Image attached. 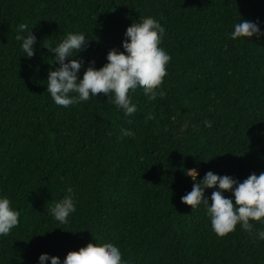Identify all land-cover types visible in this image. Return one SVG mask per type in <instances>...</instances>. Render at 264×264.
I'll list each match as a JSON object with an SVG mask.
<instances>
[{"label":"trees","instance_id":"trees-1","mask_svg":"<svg viewBox=\"0 0 264 264\" xmlns=\"http://www.w3.org/2000/svg\"><path fill=\"white\" fill-rule=\"evenodd\" d=\"M139 17L165 28L163 95L137 89L127 118L99 93L56 105L46 80L59 65L44 44L83 33L79 79L90 61L99 69L111 49L123 52ZM240 18L259 38H230ZM20 23L37 39L31 59L15 39ZM191 169L197 182L209 171L239 182L264 172V0H0V195L20 212L0 236V264L62 262L88 243L117 245L127 264H264V225L218 237L203 206L181 203ZM68 189L76 211L61 225L49 209Z\"/></svg>","mask_w":264,"mask_h":264},{"label":"clouds","instance_id":"clouds-1","mask_svg":"<svg viewBox=\"0 0 264 264\" xmlns=\"http://www.w3.org/2000/svg\"><path fill=\"white\" fill-rule=\"evenodd\" d=\"M260 35L256 23L240 18L233 25L230 38L250 40ZM164 36L165 28L152 17L142 20L139 17V22H134L124 32L123 52L111 49L106 55L107 63L99 69L95 68L94 61H90L79 79L84 61L72 58L85 49L89 39L83 33L74 32L68 33L54 46L43 42L44 46L41 47L53 54L47 63L59 65L47 73V93L56 105L65 108L86 102L90 97L96 98L98 93L103 94L126 118L132 117L137 107L132 103L131 93L137 89L143 90L150 100L163 95L160 86L167 76L166 68L171 59L160 46ZM15 39L20 42L23 57L33 58L37 39L32 29L29 31L27 24H18ZM120 133L121 137H134L132 131L123 128ZM185 175L191 178L193 186L190 192L181 197V203L190 206L192 212L203 206L211 230L218 237L235 231L237 225L249 232L254 227L252 222L264 225V172L258 176L253 173L243 182L226 175L218 176L211 171L197 182L196 169L185 170ZM205 189H215L211 193V204L205 197ZM226 192H230L231 196L226 198ZM75 211L71 189L49 209L51 216L61 225L67 224ZM19 216L20 212L12 207L9 198L0 195V236H7L18 225ZM256 238L264 240V230L258 229ZM46 261H50V264H127L122 259L120 248L112 243H88L78 251L68 252L62 262L58 257L41 254L38 264H45Z\"/></svg>","mask_w":264,"mask_h":264}]
</instances>
